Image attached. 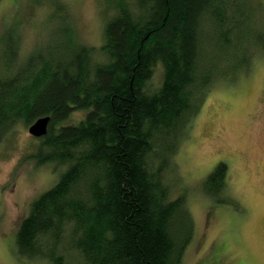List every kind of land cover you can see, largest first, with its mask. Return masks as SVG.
<instances>
[{
	"label": "trees",
	"instance_id": "1",
	"mask_svg": "<svg viewBox=\"0 0 264 264\" xmlns=\"http://www.w3.org/2000/svg\"><path fill=\"white\" fill-rule=\"evenodd\" d=\"M35 1L53 4L63 25L23 61L14 48L0 52V135L49 118L34 157L65 168L20 223L17 254L49 264H66L69 253L81 264H181L194 222L165 173L198 97L250 71L255 48L264 54L261 4L107 0L116 14L92 48L78 41L65 5ZM157 65L161 84L148 91ZM75 112L83 118L65 124ZM226 171L219 163L203 183L215 204H233L221 198Z\"/></svg>",
	"mask_w": 264,
	"mask_h": 264
},
{
	"label": "rangeland",
	"instance_id": "2",
	"mask_svg": "<svg viewBox=\"0 0 264 264\" xmlns=\"http://www.w3.org/2000/svg\"><path fill=\"white\" fill-rule=\"evenodd\" d=\"M58 1L66 6L78 41L100 47L115 8L110 9L107 0ZM255 1L262 6L258 21L264 28V0ZM35 2L0 0V52L14 48L15 61L42 48L51 30L63 25L53 4ZM254 51L259 60L250 71L233 81L217 80L198 97L199 108L185 121L179 150L171 159L173 168L165 173L172 183L171 198L185 200L194 222L181 264H264V54ZM161 80L157 65L146 89L155 91ZM82 118L75 112L65 124L75 125ZM39 144L22 124L0 135V264H49L16 252L17 231L32 202L64 173V166L38 163L34 154ZM219 163L227 166L221 198L233 204H215L203 191ZM66 262L83 260L69 253Z\"/></svg>",
	"mask_w": 264,
	"mask_h": 264
},
{
	"label": "water",
	"instance_id": "3",
	"mask_svg": "<svg viewBox=\"0 0 264 264\" xmlns=\"http://www.w3.org/2000/svg\"><path fill=\"white\" fill-rule=\"evenodd\" d=\"M49 118H41L29 127L28 132L33 137H41L46 134Z\"/></svg>",
	"mask_w": 264,
	"mask_h": 264
},
{
	"label": "bare ground",
	"instance_id": "4",
	"mask_svg": "<svg viewBox=\"0 0 264 264\" xmlns=\"http://www.w3.org/2000/svg\"><path fill=\"white\" fill-rule=\"evenodd\" d=\"M45 118H47V117H45Z\"/></svg>",
	"mask_w": 264,
	"mask_h": 264
}]
</instances>
